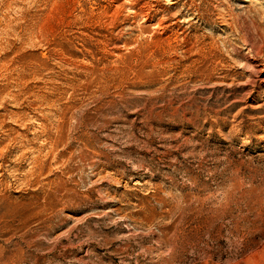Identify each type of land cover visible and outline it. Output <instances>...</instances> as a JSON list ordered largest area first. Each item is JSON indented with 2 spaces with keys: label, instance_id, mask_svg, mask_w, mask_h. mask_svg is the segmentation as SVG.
<instances>
[{
  "label": "rangeland",
  "instance_id": "rangeland-1",
  "mask_svg": "<svg viewBox=\"0 0 264 264\" xmlns=\"http://www.w3.org/2000/svg\"><path fill=\"white\" fill-rule=\"evenodd\" d=\"M0 264H264V0H0Z\"/></svg>",
  "mask_w": 264,
  "mask_h": 264
}]
</instances>
